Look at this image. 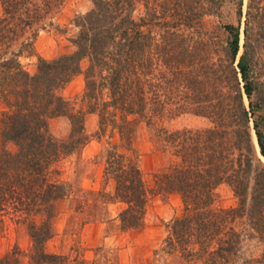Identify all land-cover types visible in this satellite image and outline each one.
<instances>
[{"label": "trees", "instance_id": "1", "mask_svg": "<svg viewBox=\"0 0 264 264\" xmlns=\"http://www.w3.org/2000/svg\"><path fill=\"white\" fill-rule=\"evenodd\" d=\"M63 1L0 0V98L13 109L0 119V211L18 220L46 217L41 226L30 224L34 259L62 264L44 247L55 233L54 203L67 197L68 184L53 180L50 170L88 142L85 115L60 95L84 74V98L102 126L114 108L128 144L130 125L146 123L159 129L175 159L150 188L135 151L132 157L109 150L105 174L126 204L122 229L144 227L151 194L178 193L185 213L169 226L164 252L186 264H247L246 240L264 243V0H92V9L74 19L76 51L40 57L31 74L21 57L33 54L37 31L28 34L44 29ZM185 114L211 126L160 128ZM60 116L73 124L67 142L50 132ZM222 184L232 188L236 207H216Z\"/></svg>", "mask_w": 264, "mask_h": 264}, {"label": "rangeland", "instance_id": "2", "mask_svg": "<svg viewBox=\"0 0 264 264\" xmlns=\"http://www.w3.org/2000/svg\"><path fill=\"white\" fill-rule=\"evenodd\" d=\"M92 7V0H64L59 12L52 15L44 29L37 30L36 26L28 34L32 37L37 31L33 54L26 52L21 57L24 68L35 74L40 57L53 60L74 53L77 49L74 39L79 32L74 19ZM88 64V61L83 63L84 70ZM85 88V75L80 74L60 92L73 113L85 115V132L89 139L77 151L63 155L51 167V178L66 182L68 187L67 197L54 203L55 216L51 222L55 233L45 243V252L62 256V264H186L179 257L164 252L169 226L185 213L182 196L165 192L151 194L144 227L124 231L119 216L126 204L116 199V181L105 174L109 150L116 148L132 157L135 151L145 181L154 188L157 173L167 170L175 160L171 152H165L158 136L161 132L146 123H133L130 125L132 144H128L121 133L120 112L110 108L105 127L102 126L99 114L89 111V102L84 98ZM12 110L0 98V119L5 112ZM210 126L207 119L185 114L165 121L160 128L170 133ZM50 132L58 141H69L73 132L71 119L68 116L52 119ZM2 147L3 138L0 137ZM5 147L11 153L18 150L14 143H7ZM237 205L238 199L232 188L227 184L220 185L216 190V207ZM63 220H68L65 234L56 245L55 238L60 235L59 225ZM93 220L110 223L99 241L83 233L84 225ZM45 222L46 217L18 220L14 215L0 211V264H40L34 259L38 249L31 236L30 224L41 226ZM241 254L242 262L264 264V243L259 239L246 240Z\"/></svg>", "mask_w": 264, "mask_h": 264}, {"label": "crops", "instance_id": "3", "mask_svg": "<svg viewBox=\"0 0 264 264\" xmlns=\"http://www.w3.org/2000/svg\"><path fill=\"white\" fill-rule=\"evenodd\" d=\"M68 220H63L62 223L59 225L60 229H59V234L56 238H55V244H58V241H60V239L64 236L65 234V230H66V223ZM118 222V221H115ZM109 224L108 221H104V220H93L89 223H87L86 225H84V229H83V233L84 235H91L92 239H95L94 241H99L100 239H102L106 232L107 229L109 228ZM57 239V241H56Z\"/></svg>", "mask_w": 264, "mask_h": 264}, {"label": "water", "instance_id": "4", "mask_svg": "<svg viewBox=\"0 0 264 264\" xmlns=\"http://www.w3.org/2000/svg\"><path fill=\"white\" fill-rule=\"evenodd\" d=\"M258 143V142H257Z\"/></svg>", "mask_w": 264, "mask_h": 264}]
</instances>
